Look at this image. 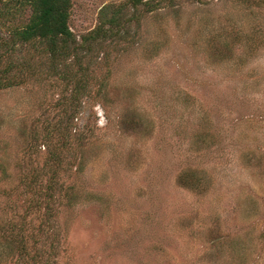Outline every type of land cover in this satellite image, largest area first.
<instances>
[{"label": "rangeland", "instance_id": "rangeland-1", "mask_svg": "<svg viewBox=\"0 0 264 264\" xmlns=\"http://www.w3.org/2000/svg\"><path fill=\"white\" fill-rule=\"evenodd\" d=\"M69 4L0 0V264H264V0Z\"/></svg>", "mask_w": 264, "mask_h": 264}, {"label": "trees", "instance_id": "trees-1", "mask_svg": "<svg viewBox=\"0 0 264 264\" xmlns=\"http://www.w3.org/2000/svg\"><path fill=\"white\" fill-rule=\"evenodd\" d=\"M39 5L37 15L25 28L16 33V36L24 43L32 44L35 51H48L53 60L62 56L66 57L74 49L77 51L83 42L86 43L85 46L89 47L90 42L96 43L99 38L101 39L100 36L106 38L108 36L114 37L115 35V31L109 33L108 30L103 34L102 28L99 27L83 35L81 37L82 40H80L75 37L74 31L69 24V0H39ZM113 16L115 19H118L120 16L123 17L119 14V11ZM81 49L83 48L81 47L79 50ZM75 50L74 52H76ZM12 66L4 69V75L11 74ZM15 77L16 75L13 76L10 82H5L10 85L11 82L15 81ZM3 79L4 76L1 78L0 85L6 84L3 82Z\"/></svg>", "mask_w": 264, "mask_h": 264}]
</instances>
